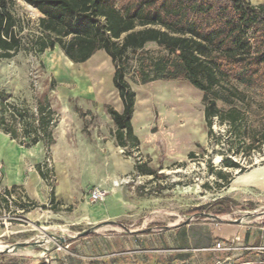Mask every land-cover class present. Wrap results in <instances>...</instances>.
<instances>
[{"label":"rangeland","instance_id":"rangeland-1","mask_svg":"<svg viewBox=\"0 0 264 264\" xmlns=\"http://www.w3.org/2000/svg\"><path fill=\"white\" fill-rule=\"evenodd\" d=\"M13 13L21 49L10 59H0V95L8 97L6 103L16 108L25 107L34 116L39 101L48 102L54 114L76 113L75 109L81 108L91 115L86 127L103 124L102 117L107 114L104 106L115 108L120 105L112 82L113 67L109 57L103 51H97L86 62L75 64L58 46L39 53L41 15L20 0H16ZM164 54L161 48L148 44L139 56L156 59ZM136 67L137 63L131 59L125 80L136 93L138 109L144 111L149 122L146 146L157 179L141 176L128 188H133L132 191L140 188L148 201L158 200L149 202L133 222L128 218L122 220L117 229L107 222L94 229L84 227L89 238L80 240V236H76L80 226H67L70 212L51 214L37 209L21 213L11 198H7L8 208H4L2 199L6 196L0 180V264H72L71 259L83 252L82 246L86 247V254L93 251L91 247L98 251V246L108 253L109 242L114 241L115 233L126 236L128 231L141 229L142 221L147 224L146 228L206 219L201 215H214L217 206L199 214H193V209L208 207L220 199L230 201V212L218 216L222 221L245 217L250 226H264V145L260 151L256 146H253L254 150H245L252 143V131L264 125V95L229 86L230 91L225 95L244 111L240 129L247 136L245 141H238L233 138V133H228L226 125L213 119V137L209 140L200 91L186 81L139 85L133 74ZM216 104L221 110L229 108L223 101ZM2 113L0 109V115ZM4 117L8 120V112ZM153 150L155 153L151 152ZM190 152L194 153L193 158L187 156ZM3 154L0 145V156ZM224 158L237 163L243 171L224 168ZM217 171L228 176L227 184L214 175ZM7 173L5 166L4 177ZM191 216L194 219L189 221ZM92 231L96 234H91Z\"/></svg>","mask_w":264,"mask_h":264},{"label":"trees","instance_id":"trees-1","mask_svg":"<svg viewBox=\"0 0 264 264\" xmlns=\"http://www.w3.org/2000/svg\"><path fill=\"white\" fill-rule=\"evenodd\" d=\"M20 1L41 15L38 22L41 31L37 41L39 53L58 46L75 64L86 62L97 51H103L109 57L113 67V86L123 110L118 113L110 106L104 108L115 128L116 145L125 148V156L133 157L139 144L131 126L136 93L125 80L131 59L137 63L133 74L139 85L186 81L200 91L209 140L213 137L211 128L213 119H216L228 127L233 138L245 141L247 134L240 129L244 111L233 105L225 93L231 86L264 95V5H252L249 0ZM15 2L0 0V59H10L21 49V40L15 29ZM148 44L156 45L165 54L156 59L139 56ZM0 99V109L8 112V120L4 113L0 115V131L24 148L43 142L48 152L55 124L48 102H37L34 116L25 107L7 104L8 97L0 95ZM217 101L229 104V108L219 109ZM251 138L252 143L245 150H254L253 146H256L260 151L264 145V125L252 131ZM187 156L193 158L194 153ZM222 166L243 171L227 158ZM35 168L42 179H47L49 171H43L40 165ZM134 171L140 176L151 177V180L157 179V171L148 167L147 161L134 158ZM214 175L225 184L229 182L228 176L220 171ZM15 189L4 191V208H8L7 198ZM13 203L21 213L37 207L27 199ZM53 203L51 192L50 204ZM213 206H217L213 216L230 212V201L220 199L208 207L193 209L192 213L199 214ZM40 208L45 209L44 206Z\"/></svg>","mask_w":264,"mask_h":264},{"label":"crops","instance_id":"crops-1","mask_svg":"<svg viewBox=\"0 0 264 264\" xmlns=\"http://www.w3.org/2000/svg\"><path fill=\"white\" fill-rule=\"evenodd\" d=\"M249 1L252 5H264V0ZM119 101L120 105L113 109L121 113L123 106ZM138 102L136 95L131 126L139 144L134 154L140 155L142 162L147 161L148 167L153 169L146 146L149 122L144 111L138 109ZM75 111L54 114L53 142L48 152L43 142L24 148L0 131V145L4 150L0 156V180L3 192L16 188L10 193L12 200L25 202L27 199L37 206L31 211L70 212L67 226H80L76 236L83 240L89 238L84 227L94 229L107 222L117 229L122 220L128 218L133 222L149 202L158 198L148 201L140 188L132 191L128 187L112 186L114 180L135 173L134 158L125 156V148L116 145L115 128L106 109L107 114L102 117L104 123L89 127L85 124L91 115L81 108ZM36 165L49 171L47 179L39 176ZM5 166L7 177L3 174ZM92 187L109 191L103 203L89 201L88 188ZM51 192L53 204H50ZM244 219H219L217 226L202 219L146 228L147 224L142 221L141 229L128 231L126 236L115 233L108 253L98 246V251L91 247L93 251L86 254V247L82 246L83 252L71 260L72 264H259L264 258V226H250ZM229 239H236L232 252L213 250L217 242Z\"/></svg>","mask_w":264,"mask_h":264},{"label":"built area","instance_id":"built-area-1","mask_svg":"<svg viewBox=\"0 0 264 264\" xmlns=\"http://www.w3.org/2000/svg\"><path fill=\"white\" fill-rule=\"evenodd\" d=\"M133 158H135L137 161L141 160V157L138 154H133ZM142 177L136 173L131 175H125L122 178H118L112 182L113 187H122V186H130L134 183V179L138 180ZM151 179V177H149ZM138 184H141L142 182H137ZM133 189V188H131ZM146 191V189H145ZM109 191L107 189L101 188V187H92L88 191V198L89 201L93 204H100L103 203L108 196ZM202 217H206L205 214L201 215ZM194 219L193 216L189 217V221H192ZM209 219V218H208ZM215 226L218 225V221L214 220L213 218H210ZM236 241V239H229L227 241H219L215 244L213 250L215 251H221V252H232L234 248L232 247V243ZM216 264H219L218 262ZM259 264H264V258L259 262Z\"/></svg>","mask_w":264,"mask_h":264},{"label":"water","instance_id":"water-1","mask_svg":"<svg viewBox=\"0 0 264 264\" xmlns=\"http://www.w3.org/2000/svg\"><path fill=\"white\" fill-rule=\"evenodd\" d=\"M205 216H207V217H209V218H213V219L216 220V221H219V218L216 217V216H213V215H205Z\"/></svg>","mask_w":264,"mask_h":264}]
</instances>
